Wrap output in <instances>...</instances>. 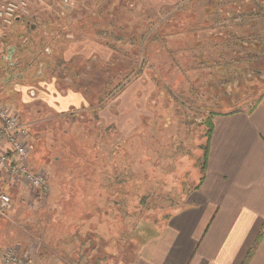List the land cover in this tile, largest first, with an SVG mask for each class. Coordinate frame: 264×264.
<instances>
[{"label":"rangeland","instance_id":"1","mask_svg":"<svg viewBox=\"0 0 264 264\" xmlns=\"http://www.w3.org/2000/svg\"><path fill=\"white\" fill-rule=\"evenodd\" d=\"M182 1L177 8L162 0L152 10L142 0L31 1L21 19L46 20L50 32L59 26L58 49L41 45L36 63H25L27 79L10 90L1 55L22 25L0 21V103L36 122L29 124L31 159L49 176L50 195L55 179L122 180L121 214L110 213L107 225L121 228L124 259L144 236L136 228L157 225L185 204L198 181L207 117L251 109L264 89V0ZM258 60V70L251 68ZM22 88L36 93L26 110L16 100ZM63 99L64 112L46 104ZM50 195L19 199L0 216L9 222L12 214L17 234L27 216L51 207Z\"/></svg>","mask_w":264,"mask_h":264},{"label":"crops","instance_id":"2","mask_svg":"<svg viewBox=\"0 0 264 264\" xmlns=\"http://www.w3.org/2000/svg\"><path fill=\"white\" fill-rule=\"evenodd\" d=\"M165 1L177 8L184 5L182 0ZM141 7L160 9L162 0H142ZM31 101L23 100L24 110ZM54 103L46 104L64 112L68 101ZM255 103L252 110L214 111L203 182L201 167H195L198 181L184 195L185 204L157 225L136 228L144 236L136 237L129 258L123 256L121 228L107 225L110 213L121 214L122 180L108 182L99 176L73 183L55 179L51 195H42L51 196V207L27 216L17 234L12 214L10 223L0 216V264L8 245L25 253L32 264H264V235L259 239L264 226V89ZM20 116L29 130V124L36 125ZM32 150L31 141L30 158ZM118 166L115 162V175ZM80 186L89 188L81 193ZM0 191L10 194L13 209L14 202L37 193L1 169Z\"/></svg>","mask_w":264,"mask_h":264},{"label":"built area","instance_id":"3","mask_svg":"<svg viewBox=\"0 0 264 264\" xmlns=\"http://www.w3.org/2000/svg\"><path fill=\"white\" fill-rule=\"evenodd\" d=\"M33 0H0V21L12 24L17 17L29 13ZM31 135L27 124L17 111L0 104V169L22 178L35 192L45 195L51 186L49 176L33 167L31 158ZM13 208L10 194L0 191V214L7 216ZM8 217V216H7ZM15 247H6L4 264H32L30 258Z\"/></svg>","mask_w":264,"mask_h":264},{"label":"flooded vegetation","instance_id":"4","mask_svg":"<svg viewBox=\"0 0 264 264\" xmlns=\"http://www.w3.org/2000/svg\"><path fill=\"white\" fill-rule=\"evenodd\" d=\"M21 18L22 17H20L19 20H17L16 18L15 21L11 24L13 25L14 23H16V24H21L22 26H20V28L15 30L17 34L15 35V37L11 39V43H9L5 47L4 54L1 55V60L6 62L7 68L9 69L8 76H6V78L4 77L8 90H10L9 87L12 83L14 87V84L16 83V81H18L17 79L23 80L25 78L24 76H25L26 65L29 64L28 66H30L32 63H36V60H38V53L40 52L41 45L47 46L46 47L47 53H50V51L54 52L55 50L58 49V44L60 39L59 38L60 36L58 34L59 26H57L56 24L52 23L51 28L54 31L50 32L48 31L49 30L48 26H46L45 22H48L46 20H40L39 22L35 23L31 20L23 21V19ZM22 28L24 29L25 34H21V33L19 34ZM2 42L3 41L0 40V44H2ZM49 47L52 48L49 49ZM8 52L12 54L11 61L6 60ZM48 57L50 58L51 56ZM46 63L48 62H46L45 60V64ZM42 66L43 64H41V67ZM10 69L17 70V72L13 74L10 72ZM35 86L36 85H29V87H35ZM1 90H2V86H1ZM20 91H23V93L17 95L16 97V100L19 102H22L24 99H27L29 97L33 98L36 95L34 90L32 92H29V94L26 93V90H24L23 88L20 89ZM13 92L15 91L13 90Z\"/></svg>","mask_w":264,"mask_h":264},{"label":"trees","instance_id":"5","mask_svg":"<svg viewBox=\"0 0 264 264\" xmlns=\"http://www.w3.org/2000/svg\"><path fill=\"white\" fill-rule=\"evenodd\" d=\"M232 8L237 9V7H232ZM243 10H245V8ZM237 11L240 12V9L238 8ZM250 12L252 13L253 11L251 10ZM258 13H259V11H258ZM258 13H255V14H258ZM245 30H249V29L245 28ZM258 64H261V61L259 62V60H258L257 62H252L251 65H250V67L258 70V68H256L257 67L256 65H258ZM254 66H256V67H254ZM259 66H264V65H259ZM245 69L248 70V67H246ZM255 106H256V103L253 105V107L251 108V110L254 109ZM214 114L215 113L213 112L211 115H209L207 117L206 121H205V124L207 125V133H206V135H207V142H206V145L203 147L204 152H203V155L201 157L202 158V163H201V166L200 167H201L202 177L200 179V183L203 182V180L205 178V174H206V167H207L208 153H209V139H210L211 134L213 132V116H214ZM263 235H264V226H263L262 231H261V233L259 235V239Z\"/></svg>","mask_w":264,"mask_h":264},{"label":"water","instance_id":"6","mask_svg":"<svg viewBox=\"0 0 264 264\" xmlns=\"http://www.w3.org/2000/svg\"><path fill=\"white\" fill-rule=\"evenodd\" d=\"M19 19H20V17H17V20H19ZM11 56H12V54L10 52H8L6 60L11 61L12 60Z\"/></svg>","mask_w":264,"mask_h":264}]
</instances>
